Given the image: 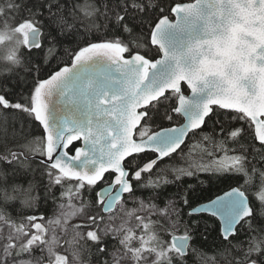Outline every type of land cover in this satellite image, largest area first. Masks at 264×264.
Instances as JSON below:
<instances>
[{
	"label": "snow or ice",
	"instance_id": "snow-or-ice-1",
	"mask_svg": "<svg viewBox=\"0 0 264 264\" xmlns=\"http://www.w3.org/2000/svg\"><path fill=\"white\" fill-rule=\"evenodd\" d=\"M141 3L142 7L131 0H88L84 4L80 0H23L18 4L14 26L27 20L31 28L25 26L26 40L18 41L7 59L15 63L23 48L29 60L35 61L36 72L19 77L11 72L0 74V126L5 129L0 138V264H264V167L249 166L248 145L239 143L246 131L245 120L252 123V117L234 106L237 97L220 82L212 86L207 103L198 106L203 118L189 134L200 133L213 149L230 153L213 161V171L208 172L237 182L222 195L194 203L191 194L206 183L202 181L188 184L179 198L159 199L161 192L167 197L172 185L185 175L192 176L184 169L180 170L184 175L165 180L163 185L137 188V181L124 191L123 179L112 182L113 171L99 179L72 178L61 175L62 163H52L62 162L63 153L55 144L54 151L46 150L51 134L46 113L37 107L39 82L50 74L58 56L108 40L110 29L121 40L134 37L141 26L136 15H144L150 7L155 10L148 0ZM259 120H264V113ZM10 124L11 138L7 136ZM225 126L227 144L236 147L225 146ZM217 134L221 139L217 140ZM252 136V151L261 153L264 163V141L255 139V124ZM77 143L66 152L72 153ZM37 156L46 182L38 183L37 169L32 168ZM124 179L131 181L132 177L129 174ZM40 187L42 197L34 195ZM246 189L252 190L251 195ZM128 196L133 199L127 200ZM49 197L59 202V213L36 215L40 200L46 202ZM117 198L125 204L123 210ZM129 203L134 207L127 208Z\"/></svg>",
	"mask_w": 264,
	"mask_h": 264
},
{
	"label": "water",
	"instance_id": "water-1",
	"mask_svg": "<svg viewBox=\"0 0 264 264\" xmlns=\"http://www.w3.org/2000/svg\"><path fill=\"white\" fill-rule=\"evenodd\" d=\"M149 41L159 50L154 59L93 43L40 82L35 95L50 125L47 150L54 151L55 144L63 153L62 162L52 163H62L64 176L99 179L113 171L112 182L123 179L127 191L132 183L124 179L129 174L124 160L154 153L138 175L179 150L203 118L198 106L207 103L217 82L237 97L234 106L252 117L255 139L264 141V120L257 122L264 113V0L177 2L170 16L155 22ZM167 91L177 92L181 122L135 137L146 108ZM77 141L78 147L67 153Z\"/></svg>",
	"mask_w": 264,
	"mask_h": 264
},
{
	"label": "trees",
	"instance_id": "trees-1",
	"mask_svg": "<svg viewBox=\"0 0 264 264\" xmlns=\"http://www.w3.org/2000/svg\"><path fill=\"white\" fill-rule=\"evenodd\" d=\"M190 1V0H148L151 5H155V10L151 7L148 12L144 15H136V21L141 25L139 31L134 34V37H125L123 40L120 39L111 29L109 30V39L102 41H94L91 44L95 43H107L121 46L125 54H129L131 52H139L144 56L154 59L159 55V50L156 46L151 45L149 41L150 31L154 24L151 23L152 20L157 21L161 16L168 15L170 16V9L173 4L177 2ZM88 0H80L81 4L87 3ZM92 2V0H89ZM118 2V0H117ZM19 3H23V0H0V33H9L15 34L14 30L16 27L23 23H27L31 26V24L25 20L22 23H19L17 26L13 24V17L17 16V6ZM131 3L136 5L137 7H142L141 0H131ZM163 13V15H161ZM25 15H27L25 13ZM103 32V29H101ZM12 40H4L1 41L0 44V74L11 72L15 74L17 77L25 76L28 71L33 72L35 75L36 72V64L34 60H29L26 56V53L23 48H19L16 55V62L12 63L7 59L8 53L11 49L6 50L3 44H10ZM48 46L46 45V48ZM72 46H70L71 48ZM87 46H81L75 52H68L61 54L57 57V61H53L52 68L49 70V73H52L57 68L69 63L76 54L83 48ZM59 62V66H57ZM48 76V75H47ZM31 77H29V81ZM41 82V81H40ZM39 82V84H40ZM183 91L186 92L187 88L184 84H182ZM176 93L172 91H167L165 94L159 98L157 101L153 102L150 106L146 108V116L142 121V125L148 126L149 130H155L160 127L177 124L181 122V116L176 112ZM246 131L244 133L243 138L239 143H246L248 145L247 150V161L249 166L256 165L258 167H264V163L260 161L261 153H256L252 151V148L255 146L253 136H252V123H249L248 120H245ZM16 129L18 130L20 125L19 122L15 124ZM218 132V129L216 130ZM192 132V131H191ZM190 132V133H191ZM12 134V125L10 124L7 128V136L11 138ZM5 136V129L3 126H0V138ZM227 126H225V146L231 148L236 147V145H228L227 144ZM221 139L217 134V140ZM183 146L180 147L179 150L169 154L167 159L163 158L158 160L153 167L148 171H140L138 175H136V170L146 161L151 159L154 156V153L151 151H144L140 153L133 154L127 157L124 160V166L129 170V174L132 177L131 183L137 182V188L141 185L148 184H160L163 185L165 180H175L176 176L184 175L180 170L184 169L185 172L190 171L192 173L191 177H187L185 175L183 181H177L171 187V192L167 197L164 196L163 192L160 193L159 199L166 198H179V194L183 193L187 190L188 184H201L202 181H206L205 184L201 185L200 188H197L195 192L191 194V199L195 203L197 200H201L200 202L206 201L208 198H212L213 196L233 187L237 186V182L233 179L223 178L220 179L216 175H211L208 173L213 171L212 162L220 159L221 157L228 155L230 153H225L223 151H219L218 149H213L210 142H206L200 133H196L194 135L188 134L186 137ZM78 143L76 144V147ZM73 149V151L76 149ZM47 150V145H46ZM72 151V152H73ZM31 159V157H29ZM39 159L36 157L35 160H32V168L37 169L35 175L37 182L40 183L41 179L45 182L47 177H41V172L39 171L40 165L37 163ZM128 174V175H129ZM32 172L28 171V176L31 178ZM62 175V174H61ZM64 176V175H63ZM112 179V178H111ZM23 183L24 187H27V183L24 181H20ZM107 183V181H105ZM251 195L252 190L246 189ZM172 193H176L175 197L172 196ZM43 195V187L39 188L38 193H34ZM152 195L155 197L157 195L156 191L152 192ZM59 202H53L51 197L45 200L42 198L40 200V207L36 210L35 214L47 215L51 217L57 207ZM19 206V205H17ZM209 224H214L215 222L212 220L208 221ZM203 229V223L201 225ZM211 233V229L207 230ZM111 240V237H109ZM212 236H209V241H211ZM115 243V242H113ZM111 251V249H110ZM85 259H87L88 253H83ZM207 255H211V253H207ZM199 260V258H197ZM94 264V261L92 262ZM202 264V262H201Z\"/></svg>",
	"mask_w": 264,
	"mask_h": 264
},
{
	"label": "rangeland",
	"instance_id": "rangeland-1",
	"mask_svg": "<svg viewBox=\"0 0 264 264\" xmlns=\"http://www.w3.org/2000/svg\"><path fill=\"white\" fill-rule=\"evenodd\" d=\"M26 25L30 29L31 26L29 24L23 23V24H21V25H19L18 27L15 28V30H14L15 31L14 33L15 34H9V33H3V32H1L0 33V44H1V41H4V40L8 39V40H12V41L10 42V44H3V46H4V48L6 50H9V49H12L14 47H17L18 46L17 45V42L18 41H24V40H26V33L24 31ZM149 131L150 130H149L148 126L142 125V126H140L138 128V130L136 132V136L137 137L145 136ZM132 199H133L132 196H128L127 197V200H129V201L132 200ZM118 207H119L120 210H123L125 208V204L123 202H118ZM132 207H134L132 204H130V203L127 204V208H132ZM59 211H60V208L57 205L54 213H59ZM119 214L120 213L118 212L117 215H119ZM118 222L119 221H117V223ZM68 239H70V236L68 237Z\"/></svg>",
	"mask_w": 264,
	"mask_h": 264
},
{
	"label": "flooded vegetation",
	"instance_id": "flooded-vegetation-1",
	"mask_svg": "<svg viewBox=\"0 0 264 264\" xmlns=\"http://www.w3.org/2000/svg\"><path fill=\"white\" fill-rule=\"evenodd\" d=\"M181 88H182V86H181ZM183 90V89H182Z\"/></svg>",
	"mask_w": 264,
	"mask_h": 264
}]
</instances>
